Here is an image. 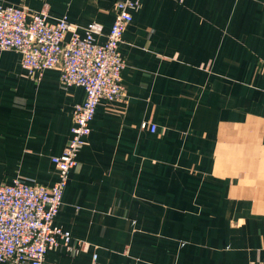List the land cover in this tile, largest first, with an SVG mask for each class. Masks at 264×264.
Here are the masks:
<instances>
[{"label":"crops","instance_id":"1","mask_svg":"<svg viewBox=\"0 0 264 264\" xmlns=\"http://www.w3.org/2000/svg\"><path fill=\"white\" fill-rule=\"evenodd\" d=\"M116 1L0 0L100 22L99 43ZM119 51L124 98L98 104L54 217L77 251L46 264H264V0H140ZM84 98L0 50V183L56 180Z\"/></svg>","mask_w":264,"mask_h":264},{"label":"built area","instance_id":"2","mask_svg":"<svg viewBox=\"0 0 264 264\" xmlns=\"http://www.w3.org/2000/svg\"><path fill=\"white\" fill-rule=\"evenodd\" d=\"M140 0H117L110 30L105 41L103 25L91 21L85 25L69 21L66 16L50 21L46 8L32 10L22 4L0 2V50H16L29 75L58 68L61 83L81 86L82 102L72 113L70 137L59 155L52 156L57 177L51 185L28 183L16 177L0 183V262L46 264L48 250L71 244L68 230L54 224L68 175L76 163L79 150L90 134V121L101 100L108 103L124 98L121 71L125 60L119 51L122 34L132 20ZM151 131L156 125L143 122ZM93 263L97 262L93 255Z\"/></svg>","mask_w":264,"mask_h":264}]
</instances>
